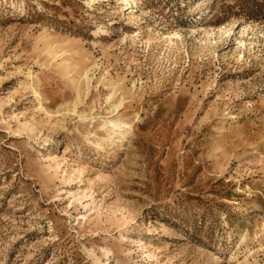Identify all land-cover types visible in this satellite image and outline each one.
I'll list each match as a JSON object with an SVG mask.
<instances>
[{
	"label": "rangeland",
	"instance_id": "1",
	"mask_svg": "<svg viewBox=\"0 0 264 264\" xmlns=\"http://www.w3.org/2000/svg\"><path fill=\"white\" fill-rule=\"evenodd\" d=\"M0 264H264V0H0Z\"/></svg>",
	"mask_w": 264,
	"mask_h": 264
}]
</instances>
